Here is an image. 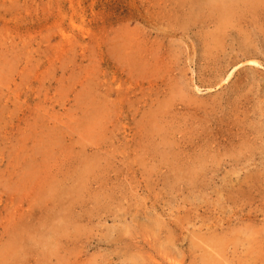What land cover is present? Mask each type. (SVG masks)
Returning a JSON list of instances; mask_svg holds the SVG:
<instances>
[{"label":"rangeland","instance_id":"obj_1","mask_svg":"<svg viewBox=\"0 0 264 264\" xmlns=\"http://www.w3.org/2000/svg\"><path fill=\"white\" fill-rule=\"evenodd\" d=\"M231 6L0 0V264H264V1Z\"/></svg>","mask_w":264,"mask_h":264},{"label":"bare ground","instance_id":"obj_2","mask_svg":"<svg viewBox=\"0 0 264 264\" xmlns=\"http://www.w3.org/2000/svg\"><path fill=\"white\" fill-rule=\"evenodd\" d=\"M234 1H237V0H209V3H210V5L212 6V7H215L216 9H218L217 11L219 12V15L221 16V17H224L227 13H228V9L227 8H230V6L233 4V2ZM240 1H244V2H251V1H253V0H240ZM264 1V0H263ZM206 3V2H205ZM207 4V3H206ZM241 4V3H240ZM240 4H239V6H240ZM206 6V5H205ZM210 7V6H209ZM232 7V6H231ZM245 7V6H244ZM206 8V10H207V7H205ZM246 8V7H245ZM247 9V8H246ZM245 9V10H246ZM209 13H211V12H209ZM217 18V17H216ZM236 19V18H235ZM221 20V19H220ZM208 23V22H207ZM227 23V22H226ZM233 24V23H232ZM219 25H221V24H219ZM212 27V26H211ZM215 28V27H214ZM218 31H220V30H218ZM220 36V35H219ZM216 38V37H215ZM149 51V50H148ZM163 51V50H162ZM128 52V51H127ZM145 52V51H144ZM248 54V53H247ZM128 55V54H127ZM252 56V55H251ZM250 56V58H245V62L246 63H248V64H254V65H256V64H258V61L256 60V59H254V58H252ZM146 57V56H145ZM248 57V56H247ZM254 57V56H253ZM236 59V58H235ZM127 61V60H126ZM242 61V60H241ZM234 63V62H233ZM260 63V62H259ZM237 64V63H236ZM240 64V63H239ZM229 65V64H228ZM238 65V64H237ZM237 67V66H236ZM233 68V67H232ZM230 70V69H229ZM261 72V71H260ZM231 74V71H230V73L229 74H227V77H225V79H227L228 78V76ZM226 75V74H225ZM247 76V75H246ZM147 77H149V76H147ZM158 77H159V75H158ZM224 77V76H223ZM260 77V76H259ZM129 78H131V76L129 77ZM135 78V77H134ZM160 78V77H159ZM224 79V80H225ZM237 80V79H236ZM221 82H223L222 80H221ZM225 82V81H224ZM179 83V82H178ZM177 84V83H176ZM121 86H123V85H121ZM176 86H178V85H176ZM182 86H183V84H182ZM215 86H216V84H215ZM130 88V87H129ZM176 89V88H175ZM178 89H180L179 87H178ZM120 90H122V89H120ZM174 90V89H173ZM167 91V90H166ZM181 91H183V90H181ZM178 92V91H177ZM180 93V92H179ZM173 95V94H172ZM174 97V96H173ZM175 98V97H174ZM173 100V99H172ZM234 105V104H233ZM173 114V113H172ZM234 128V127H233ZM171 129V128H170ZM240 129V128H239ZM250 129V128H249ZM217 139V138H216ZM222 140V139H221ZM218 144V143H217ZM157 145V144H156ZM201 145V144H200ZM158 146V145H157ZM167 148H169V147H167ZM170 149V148H169ZM210 149V148H209ZM260 149V148H259ZM201 150V149H200ZM200 150H199V152H200ZM205 150V149H204ZM161 151V150H160ZM174 151V150H173ZM164 153V152H163ZM165 154V153H164ZM166 155H168V153L166 154ZM234 155V154H233ZM253 155V154H252ZM160 156V155H159ZM189 156V155H188ZM205 157V156H204ZM251 157V156H250ZM146 158V157H145ZM209 159V158H208ZM210 160V159H209ZM206 161V160H205ZM208 165H209V163H208ZM175 166V165H174ZM186 167V166H185ZM184 167V168H185ZM184 171V170H183ZM195 171V170H194ZM211 172V171H210ZM191 173V172H190ZM193 173V172H192ZM262 177V176H261ZM243 180V179H242ZM259 180V179H258ZM233 181V180H232ZM225 184V183H224ZM238 184V183H237ZM240 184V183H239ZM258 185H259V183H258ZM262 185V184H261ZM256 189V188H255ZM259 189V188H258ZM257 190V189H256ZM264 192V191H263ZM262 195V194H261ZM231 196H233V195H231ZM256 196H258V195H256ZM261 197V196H260ZM263 197V196H262ZM243 199V198H242ZM259 199V198H258ZM261 206V205H260ZM263 206V205H262ZM238 207V206H237ZM14 224V223H13ZM62 226V225H61ZM53 230V229H52ZM210 245V244H209ZM57 248V247H56ZM54 251V250H53ZM213 251V250H212ZM211 251V252H212ZM153 258V257H152ZM153 260V259H152ZM155 261H157V259H155ZM169 261V260H168ZM167 261V262H168ZM171 261V260H170ZM175 261V260H174ZM180 261V260H179ZM218 261V260H217ZM159 262V261H158ZM172 262V261H171ZM176 262V261H175ZM36 263V262H35ZM150 263V262H149ZM162 263H163V261H162ZM161 263V264H162ZM178 263H180V262H178ZM214 263V262H213ZM17 264V263H16ZM156 264H159V263H156Z\"/></svg>","mask_w":264,"mask_h":264}]
</instances>
